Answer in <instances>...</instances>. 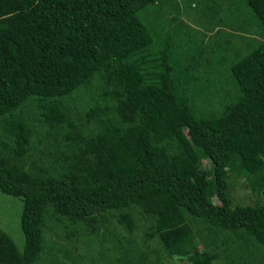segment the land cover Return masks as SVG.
<instances>
[{
    "label": "trees",
    "instance_id": "trees-1",
    "mask_svg": "<svg viewBox=\"0 0 264 264\" xmlns=\"http://www.w3.org/2000/svg\"><path fill=\"white\" fill-rule=\"evenodd\" d=\"M220 6L229 38L254 25L262 41L239 55L217 29L190 73L181 40L159 43L158 0H0V193L21 199L23 235L18 249L0 230V264H37L45 227L92 245L136 215L185 264L214 259L194 251L191 220L213 248L264 264V0ZM209 93L223 98L213 110ZM230 175L259 199L231 206Z\"/></svg>",
    "mask_w": 264,
    "mask_h": 264
},
{
    "label": "rangeland",
    "instance_id": "rangeland-1",
    "mask_svg": "<svg viewBox=\"0 0 264 264\" xmlns=\"http://www.w3.org/2000/svg\"><path fill=\"white\" fill-rule=\"evenodd\" d=\"M158 1L161 9L154 20L161 19L165 25V29L159 35V43H162L166 37H175V40H181L183 53L181 57H183L184 64L182 68L189 67L190 73H194L195 62L201 48H204L207 42L211 41L212 34L217 29L219 34H222L221 39L218 38V35L216 36L220 42L222 41V47L225 48L226 43H230V49L237 48L239 55H245L248 50L257 44L256 42L262 41L254 25L246 26L249 29L247 37L243 41H240L239 37L237 38L236 36L233 38L227 36L229 32L227 28L230 24H228L226 18L224 21V13L221 12L223 4L220 6L222 0ZM194 3H196V6H193ZM157 9L159 10L158 6ZM146 13H149V11H146ZM243 15L245 14L243 13ZM210 16L212 19L209 18ZM220 17L224 21L223 24L220 21L216 22ZM210 24L211 27L207 30ZM186 35H189L192 39L189 45H186ZM216 38H214L215 41ZM247 45L249 49L245 48ZM155 55L154 48H150L146 54L149 58ZM153 66V62H147L144 67L146 71H149L154 68ZM198 71L201 72L200 69ZM225 89L229 91L226 93L233 98V87L228 84ZM210 95L209 93L207 96H202L200 102L204 108L213 110V106L220 105L223 98L216 95L217 98L211 100L210 98L214 96L211 97ZM185 133L190 137L187 129ZM188 149L192 150L191 145H188ZM198 163L204 169L210 167V161L206 155H202ZM227 182L228 189L226 193L231 206L235 204L251 205L259 199L249 191L242 176L230 175ZM207 187L209 189L207 193L209 200L212 204H217L218 201L214 190L211 188V183ZM21 204L19 197H10L0 193V230L11 239L18 249L23 246V235L18 221ZM45 219L46 225H48V220L47 218ZM135 220L136 228L131 232H128L122 226L115 227L116 223H111L112 227L108 226V229L99 228L97 241L92 245L85 244V241L82 242L80 237L77 240H68L59 229L45 227L42 249L37 264H185L184 260L169 255L163 249L157 237L145 240L144 231L146 230L147 221L143 220L139 215H136ZM51 223H54V220L49 219V225ZM190 225L197 235L195 239L197 245L194 251L205 250L211 252L214 256L213 264H252V262H257L254 259L255 256L258 260L257 251H253L251 253L252 258H250L243 251L237 255L238 251L231 255L226 252L224 247L218 246V249H215L213 244L210 243L212 240L211 235L209 236L205 230L203 231L205 227L203 223L191 220ZM199 232L202 239L209 243H206L207 247L202 243L203 240L199 238ZM249 251H252V249H249Z\"/></svg>",
    "mask_w": 264,
    "mask_h": 264
}]
</instances>
